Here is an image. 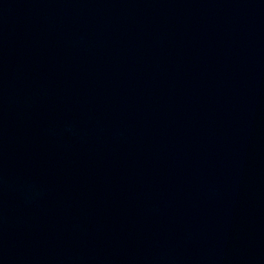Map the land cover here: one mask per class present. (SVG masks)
I'll return each mask as SVG.
<instances>
[{"label": "water", "instance_id": "water-1", "mask_svg": "<svg viewBox=\"0 0 264 264\" xmlns=\"http://www.w3.org/2000/svg\"><path fill=\"white\" fill-rule=\"evenodd\" d=\"M0 264H264V0H0Z\"/></svg>", "mask_w": 264, "mask_h": 264}]
</instances>
